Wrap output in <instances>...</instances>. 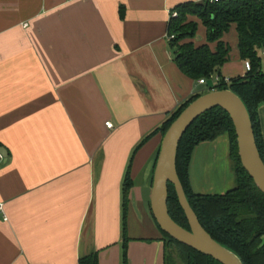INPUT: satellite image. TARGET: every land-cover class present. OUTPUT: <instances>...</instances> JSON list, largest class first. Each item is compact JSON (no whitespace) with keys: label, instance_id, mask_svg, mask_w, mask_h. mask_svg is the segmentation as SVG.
Returning a JSON list of instances; mask_svg holds the SVG:
<instances>
[{"label":"crops","instance_id":"obj_1","mask_svg":"<svg viewBox=\"0 0 264 264\" xmlns=\"http://www.w3.org/2000/svg\"><path fill=\"white\" fill-rule=\"evenodd\" d=\"M187 1L206 0H0V264H79L95 252L123 264L127 172L128 263L163 264L151 209L163 135L137 146L206 88L168 39ZM236 42L227 79L245 69ZM258 113L264 138V102Z\"/></svg>","mask_w":264,"mask_h":264},{"label":"trees","instance_id":"obj_2","mask_svg":"<svg viewBox=\"0 0 264 264\" xmlns=\"http://www.w3.org/2000/svg\"><path fill=\"white\" fill-rule=\"evenodd\" d=\"M174 13L177 15L173 16ZM196 19L201 21L207 31L206 42L198 45L194 41L199 28ZM232 27L237 32L239 56L244 62L250 61L251 70L244 76L227 79L221 75V68L230 59L231 47L223 38ZM168 35L174 36L169 42L175 48V61L179 69L195 81L205 79L206 88L181 103L162 126L142 139L137 148L158 133L164 137L171 124L199 96L213 90L230 89L243 100L249 111L258 150L264 161V138L258 113L259 105L264 102V0L180 3L171 12ZM216 75L219 81L209 83ZM223 135L229 138V157L236 186L223 194L196 193L191 181L193 153L200 144L213 142ZM159 151L160 149L158 154ZM176 166L188 201L211 237L238 254L244 264H264V194L242 166L235 127L225 110L213 108L190 125L180 141ZM131 188L132 180L127 172L123 185V264H129L126 219ZM168 188L170 216L189 230L190 225L179 203L176 189L173 184H169ZM159 229L164 241L163 264H180L177 256L182 264H222L173 239L160 227ZM79 264H100L99 252L82 257Z\"/></svg>","mask_w":264,"mask_h":264},{"label":"water","instance_id":"obj_3","mask_svg":"<svg viewBox=\"0 0 264 264\" xmlns=\"http://www.w3.org/2000/svg\"><path fill=\"white\" fill-rule=\"evenodd\" d=\"M222 108L231 117L237 136L242 166L264 194V161L255 139L249 111L243 100L232 90L207 92L191 102L165 133L154 171L151 209L159 227L180 243L213 257L222 264H244L238 254L218 243L203 228L186 196L177 173L176 159L180 141L190 125L205 112ZM3 156L4 150L0 147ZM173 184L190 229L176 223L169 213L168 185Z\"/></svg>","mask_w":264,"mask_h":264},{"label":"rangeland","instance_id":"obj_4","mask_svg":"<svg viewBox=\"0 0 264 264\" xmlns=\"http://www.w3.org/2000/svg\"><path fill=\"white\" fill-rule=\"evenodd\" d=\"M235 29H231L228 42L232 51L237 48V34L233 36ZM245 64V62H244ZM264 71V57L262 58ZM245 69L239 73L242 76ZM194 167L192 168V186L196 193L223 194L236 186L232 162L229 157V138L223 135L216 142L199 148L195 154ZM177 261L182 264L180 259Z\"/></svg>","mask_w":264,"mask_h":264},{"label":"built area","instance_id":"obj_5","mask_svg":"<svg viewBox=\"0 0 264 264\" xmlns=\"http://www.w3.org/2000/svg\"><path fill=\"white\" fill-rule=\"evenodd\" d=\"M211 1H218V0H211ZM172 15H173V16H176L177 14L174 13V14H172ZM173 38H174L173 35H172V36H169V35H168V39H169V40H171V39H173ZM263 54H264V52H263ZM245 69H246L247 72L251 70V63H250V61H245ZM212 79L214 80L215 83H217V82L219 81V77H218L217 75H216V76H213ZM199 83H200V84H206L207 81H206L205 79H201V80H199ZM213 91H214V90H213ZM106 126H107L108 128H113V124H112L111 122H107V123H106ZM0 159H1V160L4 159V156H3L1 153H0Z\"/></svg>","mask_w":264,"mask_h":264}]
</instances>
